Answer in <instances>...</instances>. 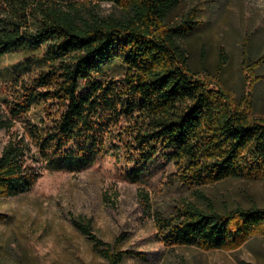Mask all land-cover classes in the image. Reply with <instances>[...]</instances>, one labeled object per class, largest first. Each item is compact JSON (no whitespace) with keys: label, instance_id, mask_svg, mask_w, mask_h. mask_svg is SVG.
I'll return each mask as SVG.
<instances>
[{"label":"trees","instance_id":"trees-1","mask_svg":"<svg viewBox=\"0 0 264 264\" xmlns=\"http://www.w3.org/2000/svg\"><path fill=\"white\" fill-rule=\"evenodd\" d=\"M106 1L117 11L0 0V57L25 51L23 68L37 69L15 76L9 115L0 116V128L8 131L14 121L23 128L0 148V198L28 191L57 159L88 165L105 154L132 163L127 172L135 180L161 163L173 166V179L186 187L264 178V118L189 65L183 40L197 25L195 8L171 22L182 0ZM108 53L125 71L98 79ZM226 61L221 50L220 67ZM155 220L168 246L234 249L264 236V207L255 203L224 211L186 203ZM73 222L106 264H122L129 252L117 240L98 237L89 220Z\"/></svg>","mask_w":264,"mask_h":264},{"label":"rangeland","instance_id":"rangeland-1","mask_svg":"<svg viewBox=\"0 0 264 264\" xmlns=\"http://www.w3.org/2000/svg\"><path fill=\"white\" fill-rule=\"evenodd\" d=\"M57 5H89L102 13L117 11L106 0H54ZM98 3V4H97ZM195 8L197 25L183 40L189 65L199 76L219 85L250 114L264 118V0H182L168 20L178 21ZM221 50L227 61L219 65ZM27 52L0 57V116L9 115L15 76L36 72L24 69ZM123 61L108 53L94 73L98 79L121 76ZM32 119L40 114L31 108ZM36 111V112H35ZM14 121L0 128V148L9 135L21 134ZM132 163L105 154L82 165L60 158L42 168L25 192L0 198V264H106L73 219L92 223L101 239L129 252L122 264H264V236L234 249H205L195 245L168 246L159 238L157 214L176 212L186 203L218 211L255 203L264 207V178H227L201 186L178 184L174 169L161 163L151 174L135 180L127 172Z\"/></svg>","mask_w":264,"mask_h":264}]
</instances>
